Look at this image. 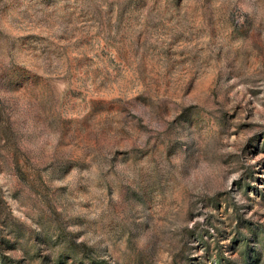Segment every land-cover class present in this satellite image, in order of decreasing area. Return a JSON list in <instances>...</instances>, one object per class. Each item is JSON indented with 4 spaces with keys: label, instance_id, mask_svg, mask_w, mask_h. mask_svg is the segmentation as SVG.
<instances>
[{
    "label": "rangeland",
    "instance_id": "1",
    "mask_svg": "<svg viewBox=\"0 0 264 264\" xmlns=\"http://www.w3.org/2000/svg\"><path fill=\"white\" fill-rule=\"evenodd\" d=\"M0 264H264V0H0Z\"/></svg>",
    "mask_w": 264,
    "mask_h": 264
}]
</instances>
